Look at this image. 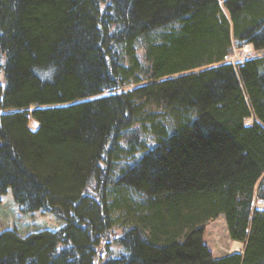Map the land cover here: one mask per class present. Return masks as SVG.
Returning a JSON list of instances; mask_svg holds the SVG:
<instances>
[{
  "label": "trees",
  "instance_id": "16d2710c",
  "mask_svg": "<svg viewBox=\"0 0 264 264\" xmlns=\"http://www.w3.org/2000/svg\"><path fill=\"white\" fill-rule=\"evenodd\" d=\"M247 45L264 0H0V197L64 222L0 232V264H264V53L228 60ZM221 215L242 253L204 244Z\"/></svg>",
  "mask_w": 264,
  "mask_h": 264
},
{
  "label": "rangeland",
  "instance_id": "374dc122",
  "mask_svg": "<svg viewBox=\"0 0 264 264\" xmlns=\"http://www.w3.org/2000/svg\"><path fill=\"white\" fill-rule=\"evenodd\" d=\"M262 51H254L250 46L235 48L232 56L228 59L233 65L237 66L244 60L261 55ZM4 85V77L0 70V87ZM37 123L31 120V127H37ZM257 208H263V203H256ZM64 222L58 219L54 214L43 210L22 213L18 205L12 198L11 192L0 197V232L4 230H13L19 236L25 237L31 233L39 231H56L63 226ZM118 229L111 230L109 234L114 238L120 235ZM111 237H109L111 239ZM110 243L112 239L109 240ZM203 242L210 249L214 257L233 252H242V244L232 242L228 236L224 216H219L214 221L209 222L204 228ZM104 243L100 247H103ZM106 246V245H105ZM100 249V248H99ZM102 253V250H99ZM112 253H116L117 247L112 246Z\"/></svg>",
  "mask_w": 264,
  "mask_h": 264
},
{
  "label": "crops",
  "instance_id": "0c3cea01",
  "mask_svg": "<svg viewBox=\"0 0 264 264\" xmlns=\"http://www.w3.org/2000/svg\"><path fill=\"white\" fill-rule=\"evenodd\" d=\"M235 243H238V242H235ZM242 247H243V245H242ZM233 253H234V252H233ZM236 253H239V254H240V253H242V252H236Z\"/></svg>",
  "mask_w": 264,
  "mask_h": 264
},
{
  "label": "water",
  "instance_id": "95a60500",
  "mask_svg": "<svg viewBox=\"0 0 264 264\" xmlns=\"http://www.w3.org/2000/svg\"><path fill=\"white\" fill-rule=\"evenodd\" d=\"M234 253H236V252H234Z\"/></svg>",
  "mask_w": 264,
  "mask_h": 264
}]
</instances>
